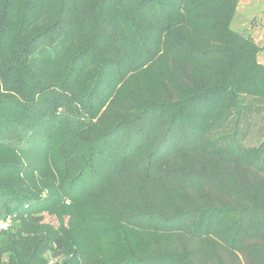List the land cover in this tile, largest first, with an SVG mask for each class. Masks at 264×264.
<instances>
[{
  "label": "trees",
  "instance_id": "1",
  "mask_svg": "<svg viewBox=\"0 0 264 264\" xmlns=\"http://www.w3.org/2000/svg\"><path fill=\"white\" fill-rule=\"evenodd\" d=\"M238 3L0 0V264H264Z\"/></svg>",
  "mask_w": 264,
  "mask_h": 264
},
{
  "label": "rangeland",
  "instance_id": "2",
  "mask_svg": "<svg viewBox=\"0 0 264 264\" xmlns=\"http://www.w3.org/2000/svg\"><path fill=\"white\" fill-rule=\"evenodd\" d=\"M233 29L236 31L246 30L253 41L260 47L264 46V0H239L238 7L233 19ZM258 62L264 64V51L258 56ZM59 119L65 120L62 114ZM263 123L256 124L247 146H255L262 137ZM19 137L12 135L8 141H17Z\"/></svg>",
  "mask_w": 264,
  "mask_h": 264
},
{
  "label": "built area",
  "instance_id": "3",
  "mask_svg": "<svg viewBox=\"0 0 264 264\" xmlns=\"http://www.w3.org/2000/svg\"><path fill=\"white\" fill-rule=\"evenodd\" d=\"M10 227H11V219L9 217L0 219V234L4 231H7Z\"/></svg>",
  "mask_w": 264,
  "mask_h": 264
}]
</instances>
